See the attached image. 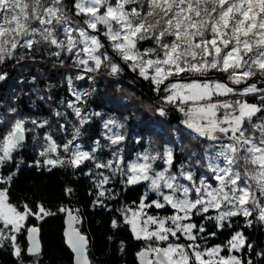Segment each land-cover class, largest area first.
<instances>
[{
    "label": "snow or ice",
    "instance_id": "snow-or-ice-1",
    "mask_svg": "<svg viewBox=\"0 0 264 264\" xmlns=\"http://www.w3.org/2000/svg\"><path fill=\"white\" fill-rule=\"evenodd\" d=\"M34 46L53 49L60 66L68 61L77 70V80L92 79L87 74L101 70L113 76L125 69L137 73L183 113L190 139L207 144L202 155L192 152L188 163L175 170L171 148L126 160L117 147L114 159L102 161L96 155L98 142L90 151L76 142L79 128L70 140L58 141L48 133L38 145L49 170L66 164L80 169L87 167L85 162L107 170V175L95 173L100 204L116 174L129 185L146 184L136 210L122 211L123 223L144 242L137 254L140 264H253L239 255L253 250L244 232L234 231L223 245L208 246V236L216 232H207L193 218L213 221L218 229L231 227L234 217L244 218L248 227H264V0H0V66L18 62L19 50ZM6 77L0 73V80ZM72 79L67 77L69 86ZM72 95L75 102L67 106L83 124L87 117L76 104L86 93L73 89ZM8 111L12 119L0 116V167L24 147L33 132L27 124L43 128L48 123L17 117L15 108ZM157 112L166 115L163 107ZM105 127L123 124L109 119ZM125 139L119 132L108 137L110 145ZM158 160L161 167L155 166ZM9 172L0 175V185L13 180L15 173ZM150 209L169 214L150 215ZM62 211L69 216L67 243L77 264H91L88 239L73 227L78 217ZM49 214L43 205L36 212L27 204L21 210L9 202L7 187H0V247L7 241L20 257L16 234L23 223L29 216ZM112 226H119L115 219ZM37 233L30 229L27 252L33 256L40 252ZM255 255L264 258V251Z\"/></svg>",
    "mask_w": 264,
    "mask_h": 264
},
{
    "label": "trees",
    "instance_id": "trees-1",
    "mask_svg": "<svg viewBox=\"0 0 264 264\" xmlns=\"http://www.w3.org/2000/svg\"><path fill=\"white\" fill-rule=\"evenodd\" d=\"M52 51L45 46H34L33 50L21 49L18 62L0 66V73H7L6 79L0 81V116L12 119L13 114L8 110L15 108L17 117L20 112L28 120H36L38 123L48 121L43 128L30 123L26 125L29 128L32 126L33 132L27 134L24 147L14 154L12 162L0 167V175L11 174L10 169L15 176L9 184L0 187H7L9 202L21 210L27 204L36 212L37 206L43 205L50 213L40 221L36 216L28 217L26 228L18 238L22 250L20 257L15 256L12 244L3 242L0 247V264H73V255L64 242L65 211L62 209L75 207L83 217L79 229L91 242L89 256L92 264H139L137 254L144 247V242L135 239L130 227L123 223L122 211L125 208L136 210L147 192L146 184L141 182L129 185L122 176L116 174L105 186L108 191L104 197L99 198L103 201L100 204L97 202L98 178L95 173L104 171L107 175L108 171L94 168L91 162H85L87 167L81 165L80 169L66 164L49 170L42 163L44 158L38 155L41 150L38 145L43 135L51 133L58 141L70 140L79 128L77 140L86 151L96 148L98 142L100 147L96 155L102 161L114 159L113 152L117 147L126 160H133L137 154L146 151L163 153L166 147H170L174 153L173 170L181 163L187 164L192 152L202 155L207 144L190 139L189 130L183 124V113L162 99L166 93L156 92L155 86L140 78L137 73L125 70L113 76L101 70L87 74L92 79L77 80V70L68 61H65V66H60L58 59L51 55ZM69 76L73 78L71 86L67 82ZM212 79L219 77L213 75ZM73 89L86 93L82 102L76 104L81 108L82 115L87 117L83 124H80L73 109L67 106L70 101L75 102ZM158 107L165 109V116L159 115ZM57 112L62 115L57 116ZM109 119L123 124V128H118V131L126 139L119 145H110L106 136L108 128L104 122ZM37 161H41V164L37 165ZM69 188L72 189L70 193L66 191ZM146 211L150 215L169 214L168 211L158 209ZM114 219L118 227L112 226ZM193 220L203 224L207 232H216L215 236H208V246L223 245L234 231H242L252 242L253 250L239 255H247L253 264H261L264 260L255 255V252L264 251V227L259 224L248 227L244 218L234 217L231 227L218 229L213 221L201 220L199 217ZM30 225L40 227L43 241V252L32 259L26 256L25 236Z\"/></svg>",
    "mask_w": 264,
    "mask_h": 264
},
{
    "label": "water",
    "instance_id": "water-1",
    "mask_svg": "<svg viewBox=\"0 0 264 264\" xmlns=\"http://www.w3.org/2000/svg\"><path fill=\"white\" fill-rule=\"evenodd\" d=\"M126 71L128 70V69H125ZM1 81V80H0ZM27 141V138H26V140L24 141V143ZM68 210H70L71 211V213H72V215L73 216H75V217H78V222H76V223H74L73 224V227H75V228H77L80 232H81V230L79 229V225H81L82 223H83V217H82V215L79 213V210H78V208L77 207H75L74 209H70V208H68ZM69 216H68V213L65 211V214H64V230H63V237H64V242H65V245H66V247L68 248V250L71 252V254L73 255V264H77V257H76V253L72 250V248H71V246L67 243V236H66V232L69 230ZM33 227H35V228H37L38 229V233H37V235H36V239H37V242H38V244H39V247H40V252H39V254L37 255V256H33V255H31V254H29L28 252H27V249L29 248V247H31V240H30V229L31 228H33ZM81 234H83L82 232H81ZM83 235H85V234H83ZM86 237H87V239H88V244H87V258H88V260L91 262V259H90V256H89V249H90V246H91V242H90V240H89V237L87 236V235H85ZM26 242H27V248H26V256L28 257V258H30V259H32V258H35V257H38L39 255H41V253L43 252V241H42V233H41V229H40V227L39 226H36V225H32V226H30L27 230H26ZM137 260H138V263L140 264V259H139V257H138V255H137ZM91 264H92V262H91Z\"/></svg>",
    "mask_w": 264,
    "mask_h": 264
},
{
    "label": "rangeland",
    "instance_id": "rangeland-1",
    "mask_svg": "<svg viewBox=\"0 0 264 264\" xmlns=\"http://www.w3.org/2000/svg\"><path fill=\"white\" fill-rule=\"evenodd\" d=\"M79 92H82V91H79ZM226 98H231V97H221V98H218V99H226ZM79 104V103H78ZM78 107V106H77ZM18 117H21V118H27L26 117V115H24L23 113H20L19 112V114H18ZM104 124H105V122H104ZM30 128H32V126H30ZM34 130H36L35 128H34ZM114 132H119L118 131V128H108V132H107V138L109 137V136H111ZM45 135H43V137H44ZM43 137H42V139H43ZM28 138V137H27ZM35 140V139H34ZM77 143H79V145H80V147H81V149L82 150H84V148H83V146H82V143H80V141L79 140H77L76 141ZM166 148H170V147H166ZM147 152V151H146ZM142 154V153H141ZM159 164H162V161H157L156 162V165L155 166H157V167H160L159 166ZM45 216L44 215H41V216H36V219L38 220V221H40L42 218H44ZM27 221V220H26ZM26 221L23 223V226H22V228H21V231L19 232V233H17L16 234V236H17V240H16V243L19 245V243H18V238H19V235L23 232V229L24 228H26ZM20 246V245H19ZM13 249H14V247H13Z\"/></svg>",
    "mask_w": 264,
    "mask_h": 264
},
{
    "label": "flooded vegetation",
    "instance_id": "flooded-vegetation-1",
    "mask_svg": "<svg viewBox=\"0 0 264 264\" xmlns=\"http://www.w3.org/2000/svg\"><path fill=\"white\" fill-rule=\"evenodd\" d=\"M30 226H32V225H30ZM30 226H29V227H30ZM29 227H28V228H29ZM28 228H27V229H28ZM25 238H26V237H25Z\"/></svg>",
    "mask_w": 264,
    "mask_h": 264
}]
</instances>
